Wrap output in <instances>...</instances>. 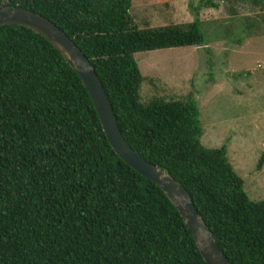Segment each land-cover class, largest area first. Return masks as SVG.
I'll return each instance as SVG.
<instances>
[{
    "label": "trees",
    "instance_id": "obj_1",
    "mask_svg": "<svg viewBox=\"0 0 264 264\" xmlns=\"http://www.w3.org/2000/svg\"><path fill=\"white\" fill-rule=\"evenodd\" d=\"M234 1L264 12V0ZM4 6L42 16L75 44L124 141L184 188L230 264H264V200L247 197L224 146L200 144L195 102L140 98L133 55L203 46L198 20L138 30L131 0ZM263 163L264 153L256 169ZM0 264H206L165 194L114 153L78 75L16 25L0 26Z\"/></svg>",
    "mask_w": 264,
    "mask_h": 264
},
{
    "label": "rangeland",
    "instance_id": "obj_2",
    "mask_svg": "<svg viewBox=\"0 0 264 264\" xmlns=\"http://www.w3.org/2000/svg\"><path fill=\"white\" fill-rule=\"evenodd\" d=\"M129 13L138 30L199 21L203 46L133 55L140 98L194 101L200 144L224 146L247 197L264 200V12L234 0H131Z\"/></svg>",
    "mask_w": 264,
    "mask_h": 264
},
{
    "label": "water",
    "instance_id": "obj_3",
    "mask_svg": "<svg viewBox=\"0 0 264 264\" xmlns=\"http://www.w3.org/2000/svg\"><path fill=\"white\" fill-rule=\"evenodd\" d=\"M5 25H16L31 30L61 54L83 83L98 115L103 134L118 158L165 194L182 218L206 264H230L218 250L210 231L195 212L191 198L184 188L165 171L142 159L124 141L93 68L75 44L47 19L17 6L0 8V26Z\"/></svg>",
    "mask_w": 264,
    "mask_h": 264
}]
</instances>
